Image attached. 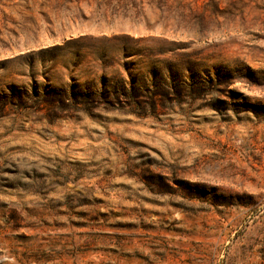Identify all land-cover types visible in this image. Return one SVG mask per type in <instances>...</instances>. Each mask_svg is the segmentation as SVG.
Listing matches in <instances>:
<instances>
[{
  "label": "rangeland",
  "instance_id": "rangeland-1",
  "mask_svg": "<svg viewBox=\"0 0 264 264\" xmlns=\"http://www.w3.org/2000/svg\"><path fill=\"white\" fill-rule=\"evenodd\" d=\"M142 2L0 0V264H264V0Z\"/></svg>",
  "mask_w": 264,
  "mask_h": 264
},
{
  "label": "trees",
  "instance_id": "trees-1",
  "mask_svg": "<svg viewBox=\"0 0 264 264\" xmlns=\"http://www.w3.org/2000/svg\"><path fill=\"white\" fill-rule=\"evenodd\" d=\"M133 1L137 2V4L133 3L132 7H128L126 9H123V12H120V13H112V12H110V16L114 15V14H118V15L122 14L123 16H128L130 18L133 17V18H136V19L138 18L139 20L142 19V18H146L145 17V11H144V8H143L145 5L142 2L143 0H137V1L133 0ZM156 1L158 2L159 5L161 4L160 7H159L160 10H162V8L167 6V3H168V0H147V5L149 7H153L154 2H156ZM209 7H211V4H208L206 6V9H208ZM163 15H164V13L160 14V17H159L160 20L164 19ZM145 20L147 21V19H145Z\"/></svg>",
  "mask_w": 264,
  "mask_h": 264
}]
</instances>
